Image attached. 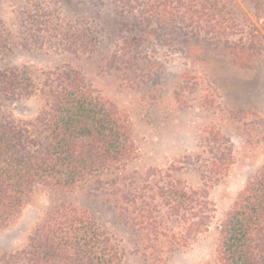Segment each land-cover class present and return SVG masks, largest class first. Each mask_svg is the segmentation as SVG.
Returning <instances> with one entry per match:
<instances>
[{
  "label": "trees",
  "instance_id": "16d2710c",
  "mask_svg": "<svg viewBox=\"0 0 264 264\" xmlns=\"http://www.w3.org/2000/svg\"><path fill=\"white\" fill-rule=\"evenodd\" d=\"M138 1L119 0L130 8L125 13H139V19L123 23L117 34L121 44L110 65L121 63L123 72L133 69L143 46L155 37L154 26L166 30L168 47L196 54L202 63L221 59L237 75L264 63V0H142L140 6ZM94 34L86 24L70 44L71 51L94 54ZM10 51L0 44L1 53ZM18 74L0 72V88L15 93L26 77ZM205 84L212 105L211 97L222 89L209 77ZM30 85L27 94L39 92L44 99L35 123L0 122V232L39 189L50 188L60 200L36 229L24 254L29 264L125 263L122 242L87 208L67 199L91 185L114 203L118 218L137 234L147 264H167L177 251L209 232L216 213L211 190L235 163L233 144L223 129L206 128L202 151L191 161L202 168L200 187L190 186L181 175L183 168L175 166L131 176L126 169L139 157L132 122L85 74L75 70L50 75L41 88ZM184 90H191L189 83L182 84ZM239 113L243 126L246 115L260 119L258 126L264 124V116L256 112ZM216 259L219 264H264V166L221 223Z\"/></svg>",
  "mask_w": 264,
  "mask_h": 264
},
{
  "label": "rangeland",
  "instance_id": "374dc122",
  "mask_svg": "<svg viewBox=\"0 0 264 264\" xmlns=\"http://www.w3.org/2000/svg\"><path fill=\"white\" fill-rule=\"evenodd\" d=\"M141 3L138 1L139 6ZM129 9L119 0H0V44L11 50L0 52V72L18 70L22 78L26 75L22 87L12 95L0 88V122L35 123L44 99L39 92L27 94L30 84L41 88L50 75L80 71L132 122L139 157L127 167L129 174L175 166L183 168L182 177L194 188L201 185L202 168L191 161L202 151L203 131L212 126L223 129L233 144L235 163L211 190L216 206L211 228L167 263L219 264L220 225L238 194L264 166V124L258 126L260 119L246 115L247 126H243L238 116L240 111L264 116V63L248 74L237 75L221 59L202 63L196 54L187 56L180 48L168 47L166 30L154 26L155 37L143 46L131 72H123L121 63L111 66L110 61L121 44L117 34L122 24L139 19L138 12H124ZM86 24L95 32L98 49L89 56L76 55L70 44ZM208 77L222 89L211 97L212 105L205 84ZM184 82L191 90L180 91ZM95 189L98 187L87 186L67 199L87 208L122 242L124 264H147L141 258L137 234L118 218L114 203ZM58 200L60 195L50 188L35 192L22 214L0 232V264H29L24 254Z\"/></svg>",
  "mask_w": 264,
  "mask_h": 264
}]
</instances>
